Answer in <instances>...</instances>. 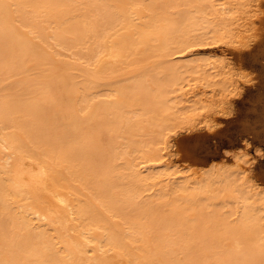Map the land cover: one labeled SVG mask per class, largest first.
<instances>
[{
  "label": "bare ground",
  "instance_id": "obj_1",
  "mask_svg": "<svg viewBox=\"0 0 264 264\" xmlns=\"http://www.w3.org/2000/svg\"><path fill=\"white\" fill-rule=\"evenodd\" d=\"M258 3L0 0V264H264L240 157L199 179L166 140L236 92L193 50L235 44ZM253 103L247 146L264 140Z\"/></svg>",
  "mask_w": 264,
  "mask_h": 264
},
{
  "label": "rangeland",
  "instance_id": "obj_2",
  "mask_svg": "<svg viewBox=\"0 0 264 264\" xmlns=\"http://www.w3.org/2000/svg\"><path fill=\"white\" fill-rule=\"evenodd\" d=\"M254 9L256 13L252 19L254 25L251 23L249 26L246 25V33L238 37L235 44L223 41L193 50V54H197L196 57H210L211 60L229 65L228 67L232 69L231 74H234V80L237 82L234 84V88H238L235 89L236 92L231 89L235 93L229 92L227 97L222 96L226 98L222 106L216 105L215 109L207 112L208 122L201 116L195 119L197 121H191L192 124L190 122L177 124L167 132L166 140L168 137L167 142L169 141V147L171 146L170 159L176 167L180 166L178 168L183 173L195 171L196 173L190 174L205 179L208 175H216L215 172L217 174L224 171L233 172L237 167L235 162L238 161L240 168L249 178L246 179L247 185L253 181L254 185L264 191V156L259 154L260 149L264 152V140L253 141L248 146L243 145L244 135L240 133L239 128L240 122L244 118L247 119L246 114L249 116L247 112L254 104L253 101L256 102L258 98L264 99V0H259L258 6ZM237 42L240 43L236 44ZM234 155L236 158L244 156L246 158L244 159L248 160L247 162L241 160L242 158L238 160Z\"/></svg>",
  "mask_w": 264,
  "mask_h": 264
}]
</instances>
